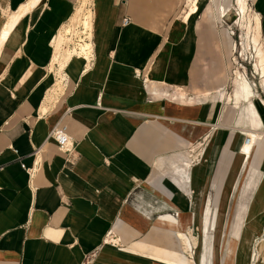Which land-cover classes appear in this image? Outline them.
I'll use <instances>...</instances> for the list:
<instances>
[{"label":"crops","instance_id":"1","mask_svg":"<svg viewBox=\"0 0 264 264\" xmlns=\"http://www.w3.org/2000/svg\"><path fill=\"white\" fill-rule=\"evenodd\" d=\"M78 1L0 0V264H224L243 225L264 234V74L237 92L227 71L231 0H92L93 49L56 92Z\"/></svg>","mask_w":264,"mask_h":264},{"label":"rangeland","instance_id":"2","mask_svg":"<svg viewBox=\"0 0 264 264\" xmlns=\"http://www.w3.org/2000/svg\"><path fill=\"white\" fill-rule=\"evenodd\" d=\"M237 0H231V6L227 12V15L222 17L219 20L218 24L220 26L228 27L231 32L235 34V44L234 45V54L231 56L230 63H226L227 71L230 73L231 78L234 79V83L236 84L237 92L244 91L242 82L244 80H248L246 74L252 76L258 70L256 68V64L258 63L259 57L256 55V43H254V37L256 33V15L254 9V0H247L249 4V8L246 14L242 13L241 6L239 3L236 2ZM92 0H79L75 13L72 16L70 23L66 26H63V29L57 34V42L53 41L54 47L57 48L54 61L50 66L51 70L55 72L57 78L56 82L61 78V73L64 74L65 78L67 75L65 73V66L69 62V60L75 56L72 55L71 52L78 47V43L89 42L92 45V23H93V10L91 7ZM240 6V8H239ZM219 9V16L221 13L226 14L223 12V9ZM225 9V8H224ZM92 15L90 19V25L88 28L84 27L82 23L84 20L85 15ZM244 17H243V16ZM71 28L72 32L67 33L66 29ZM88 32V33H87ZM91 41V42H90ZM259 47L262 49L264 53V44L259 40ZM93 49V47H92ZM62 50V51H61ZM54 67V68H53ZM64 67V68H63ZM55 82V84H56ZM258 82V80H257ZM248 83L250 84L249 80ZM55 84L53 87H55ZM64 84L62 82L61 88ZM218 211L215 212L213 218L218 217ZM201 232V240L199 237L192 235L194 245H201V242L205 240L202 233L204 232L203 227L200 228ZM240 237V244L237 243V240ZM239 237L233 236L231 242L229 243L230 249L228 253V257L224 264H256L259 260V250L264 242V234L262 237L255 239L253 234L244 227ZM185 240L188 238H183L184 244L187 249L190 247L187 246ZM192 244V243H190ZM197 248V246H196ZM198 250H200L198 248ZM202 250V248H201ZM210 251V249H208ZM249 251V252H248ZM249 259L244 262L246 257ZM210 261L206 262V264L216 263L217 258L210 259ZM181 263L184 264H193L192 261H186L182 259ZM261 264H264V255L261 259Z\"/></svg>","mask_w":264,"mask_h":264},{"label":"bare ground","instance_id":"3","mask_svg":"<svg viewBox=\"0 0 264 264\" xmlns=\"http://www.w3.org/2000/svg\"><path fill=\"white\" fill-rule=\"evenodd\" d=\"M36 2H38V0H30V2L29 3H27V5L24 7V5L21 7L22 9H24L25 11H28V9L32 6V5H34ZM237 3H239L240 4V6H241V10H242V13L243 14H246L247 13V8H248V3H247V0H237L236 1ZM240 6H239V8H240ZM20 8V9H21ZM27 9V10H26ZM24 10H22L21 11V14L23 13V11ZM223 12H225L226 13V9H224L223 8ZM17 13H20V12H17ZM17 13H15V14H17ZM20 14V15H21ZM24 14V13H23ZM222 15H223V13H221ZM224 15H226V14H224ZM223 15V16H224ZM22 16V15H21ZM243 16V15H242ZM12 17V16H11ZM13 17H14V14H13ZM19 18L20 16H15L14 18H15V20H17V18ZM244 17V16H243ZM14 18H13V20H14ZM92 18V15L90 14H88V15H85L84 16V20H83V24H84V27H86V28H88L89 27V25H90V19ZM13 20H11V23L14 25V23L13 22H15V20L13 21ZM13 21V22H12ZM10 23V22H9ZM256 23H257V25H256V30H257V32L255 33V37H254V43H256V41H257V33H258V31L260 30V23H259V18L257 17L256 18ZM7 24V23H6ZM11 25V24H10ZM13 25L11 26V27H13ZM8 26H9V24H8ZM10 27V26H9ZM9 27H7L8 29H9V31H10V28ZM8 31V30H7ZM8 31V32H9ZM8 32H5V33H8ZM66 32L67 33H71L72 32V30H71V28H67L66 29ZM88 33V32H87ZM6 34H4V36H5ZM56 42H57V40H56ZM91 42V41H90ZM91 49H92V47H91V43H89V42H84V40H83V42L82 43H78V47H76L72 52H71V54L72 55H76V53H78L79 55H85L86 57H87V55H88V53L91 51ZM56 50H57V48L55 47V54H56ZM62 51V50H61ZM54 68V67H53ZM64 68V67H63ZM257 69L262 73V74H264V61H262V60H260L259 61V63L257 64ZM65 80V76H64V74H62L61 73V78L57 81L58 82V86H57V88H56V92H59V91H61L62 90V88H61V85H62V82ZM261 134V133H260ZM262 135V134H261ZM261 135H258V137L259 136H261ZM246 140V139H245ZM253 141H255L254 140V138H253ZM247 144H249V143H247ZM260 251H261V256H260V259L258 260V264H261V259H262V257H263V255H264V242L262 243V246L260 247Z\"/></svg>","mask_w":264,"mask_h":264},{"label":"built area","instance_id":"4","mask_svg":"<svg viewBox=\"0 0 264 264\" xmlns=\"http://www.w3.org/2000/svg\"><path fill=\"white\" fill-rule=\"evenodd\" d=\"M128 21V20H126ZM50 137L54 139V141L57 143L58 148L65 152V153H71L74 150V142L71 139L69 128H67V125L65 124H57L51 131ZM247 141L249 138L247 137ZM23 166L26 167V170L29 171L30 175H33L37 169L35 166L28 167L23 163ZM108 243H115L114 236L112 235V232H109L108 235L104 238L102 244H108ZM98 255V251H95L88 255L86 257L85 264H91L94 260V258Z\"/></svg>","mask_w":264,"mask_h":264}]
</instances>
